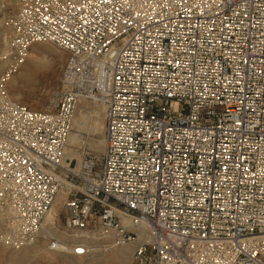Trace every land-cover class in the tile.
Returning <instances> with one entry per match:
<instances>
[{
    "label": "built area",
    "instance_id": "1",
    "mask_svg": "<svg viewBox=\"0 0 264 264\" xmlns=\"http://www.w3.org/2000/svg\"><path fill=\"white\" fill-rule=\"evenodd\" d=\"M18 2L12 68L37 42L67 58L53 111L0 86L11 242L46 238L61 194L73 255L100 230L126 264H264V0ZM83 100L104 106L98 170L65 164Z\"/></svg>",
    "mask_w": 264,
    "mask_h": 264
},
{
    "label": "rangeland",
    "instance_id": "2",
    "mask_svg": "<svg viewBox=\"0 0 264 264\" xmlns=\"http://www.w3.org/2000/svg\"><path fill=\"white\" fill-rule=\"evenodd\" d=\"M20 9L18 0H0V23L4 24L0 35V86L5 87L11 99L33 110L53 111L67 53L50 43H33L22 61L12 68L14 50L10 48V26ZM104 123L101 103L87 100L77 104L65 148L66 165L74 170H98L104 149ZM62 196L60 202L56 199L53 205L56 206L53 213L57 215L51 218L46 215L44 219L46 238L23 246L11 242L10 215L6 209H0V264H126L134 244L116 246L110 232L106 235L100 230L82 233L80 236L89 237L83 241L85 253L81 256L71 253L70 247L75 241L63 228L66 217L63 211L65 196ZM48 239L64 248H51Z\"/></svg>",
    "mask_w": 264,
    "mask_h": 264
},
{
    "label": "bare ground",
    "instance_id": "3",
    "mask_svg": "<svg viewBox=\"0 0 264 264\" xmlns=\"http://www.w3.org/2000/svg\"><path fill=\"white\" fill-rule=\"evenodd\" d=\"M84 101H87V100H83V101H81V102H84ZM60 198L61 197H63L62 195H60L59 196ZM60 198L58 199L57 198V201H59L60 202ZM53 210H56V206L54 207L53 206V208H51V210H50V212L47 214V217L49 216L50 218L51 217H54V216H56L57 214L56 213H53ZM47 219V218H46ZM50 223V222H49ZM89 239V237L87 236V235H82L81 237H80V243H82L83 245H84V243H83V241H86V240H88ZM114 244L116 245V246H118L115 242H114ZM126 245H129V244H122V246H126ZM132 245V244H131ZM130 246V245H129ZM58 248H64V246L63 245H59L58 246ZM89 251V250H88ZM85 252V251H84Z\"/></svg>",
    "mask_w": 264,
    "mask_h": 264
},
{
    "label": "crops",
    "instance_id": "4",
    "mask_svg": "<svg viewBox=\"0 0 264 264\" xmlns=\"http://www.w3.org/2000/svg\"><path fill=\"white\" fill-rule=\"evenodd\" d=\"M121 264V263H120Z\"/></svg>",
    "mask_w": 264,
    "mask_h": 264
}]
</instances>
